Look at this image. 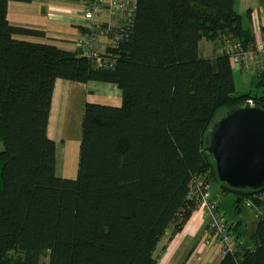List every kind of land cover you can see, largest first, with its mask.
<instances>
[{"label": "trees", "instance_id": "trees-1", "mask_svg": "<svg viewBox=\"0 0 264 264\" xmlns=\"http://www.w3.org/2000/svg\"><path fill=\"white\" fill-rule=\"evenodd\" d=\"M8 1L0 0V264H157L159 243L181 231L203 188L233 193L236 209L264 204V189L218 183L203 152L204 134L227 110L247 99L264 110V93L234 88L226 48L255 39L235 0H135L128 20L104 29L116 45L96 56L14 39ZM56 80L121 92L119 107L84 105L73 179L56 175L47 137ZM256 217L252 246L234 239L218 264H264V214Z\"/></svg>", "mask_w": 264, "mask_h": 264}, {"label": "crops", "instance_id": "crops-1", "mask_svg": "<svg viewBox=\"0 0 264 264\" xmlns=\"http://www.w3.org/2000/svg\"><path fill=\"white\" fill-rule=\"evenodd\" d=\"M104 1L98 5V12L91 22L85 20L83 8L92 5L93 0H9L5 15L8 24L16 29L13 33L14 39L76 52L79 48L84 49L82 41L88 37L87 35L92 34L96 55H100L104 54L108 45L104 29L115 25L120 20L117 17L116 8L110 5L109 0ZM131 1L135 5V0ZM257 4L261 6V2L255 1L254 5ZM252 14L255 24L248 29L252 31L255 39H262L264 8L262 11L255 12L249 10L250 19ZM250 22L252 23L251 20ZM86 103L119 107L121 92L114 84L109 83L79 84L66 80L55 81L47 125V137L55 143V149L57 141L58 146L63 148L72 143L68 129L71 117L79 118L78 135L81 137V118ZM79 141L80 138L78 145L75 144L71 148L76 151L77 156ZM210 195L217 201L218 210L223 211L228 231L238 245L251 247L249 235L256 226L257 217L243 205L236 209L235 195L230 192L222 194L218 184L215 186L214 194L210 193ZM227 200L229 207L233 209L232 217L229 219L226 217V211L222 210L223 202ZM207 229V215L198 208L192 212L181 231L169 242L164 239L165 242L159 243L160 249L163 245L165 249L159 254L157 264H218L223 256L222 246L214 239H206Z\"/></svg>", "mask_w": 264, "mask_h": 264}, {"label": "water", "instance_id": "water-1", "mask_svg": "<svg viewBox=\"0 0 264 264\" xmlns=\"http://www.w3.org/2000/svg\"><path fill=\"white\" fill-rule=\"evenodd\" d=\"M218 183L232 190L264 189V110L242 103L218 117L203 137Z\"/></svg>", "mask_w": 264, "mask_h": 264}, {"label": "built area", "instance_id": "built-area-1", "mask_svg": "<svg viewBox=\"0 0 264 264\" xmlns=\"http://www.w3.org/2000/svg\"><path fill=\"white\" fill-rule=\"evenodd\" d=\"M110 5L116 8L117 17L120 20H128L134 10V3L131 0H109ZM105 2L104 0H93L92 5L83 8V16L87 21H93L98 12V5ZM108 39V45L114 46L117 42V35ZM82 42V47L87 56H95L96 48L93 35L89 34ZM229 54L230 65L232 70L240 73H254L258 79L264 84V37L262 39H254L252 43H246L243 46L239 41H234L226 48ZM246 104H254L252 99L244 101ZM209 189V188H208ZM203 188L199 194V207L209 213L207 223V240H216L227 250H232L235 246L234 237L228 231L225 215L218 210L217 202L213 200L209 194V190ZM264 196V195H263ZM245 209L252 212L255 216L258 213L264 214V204L256 209L250 201H246L243 205Z\"/></svg>", "mask_w": 264, "mask_h": 264}, {"label": "rangeland", "instance_id": "rangeland-1", "mask_svg": "<svg viewBox=\"0 0 264 264\" xmlns=\"http://www.w3.org/2000/svg\"><path fill=\"white\" fill-rule=\"evenodd\" d=\"M255 1H257L259 3L261 2V6H259V4L254 5ZM258 6H259V8L256 9ZM248 8H251V9H248ZM263 8H264V0H235V3H234L235 11L242 17V23L241 24H242V27L244 29L251 28L255 24V21H253V14L251 15V19H250L249 15H248V11L249 10H252L254 12L257 10L262 11ZM250 20L252 21V23L250 22ZM204 45L205 46L203 47V49H204L205 55L208 56L212 52L213 49L211 47H209L210 45L208 43H206ZM232 75H233L232 79H233L234 88H235V91L237 93H250L251 95H255V96H260L261 94L264 93V85L263 86H257L256 85V76L254 73H248L247 74V73H240L238 71L233 70ZM69 124H70V126H69ZM69 124H68L69 135H70L69 139L72 141V143H70V145L71 146H74L75 144L78 145V139L80 138L78 135L79 131H80L79 130V125H80L79 118L77 116L71 117ZM75 139H77V141H75ZM56 144L58 146L59 142L57 141ZM57 149H59V148H57ZM1 150H2V145L0 143V151ZM55 153H56V149H55ZM70 154L72 157L69 156V153L66 150H62V149L58 150L59 160H60V157L65 158V156H66V163L72 162V165H71L72 172L67 177L64 175V178L66 177V178H72L73 179L76 177L78 156H77V153L74 149H70ZM60 169H65V172L67 171L65 166L60 167ZM59 177H61V176H59ZM216 185H217V183H214L213 185L210 186V193L211 194H214ZM227 202H228V200L226 202H223L222 210L226 211V217L229 219L232 217L233 209L231 207H229ZM242 212H244V210ZM204 213L207 215V223H208L209 213H207V212H204ZM222 250H223V247H222Z\"/></svg>", "mask_w": 264, "mask_h": 264}, {"label": "bare ground", "instance_id": "bare-ground-1", "mask_svg": "<svg viewBox=\"0 0 264 264\" xmlns=\"http://www.w3.org/2000/svg\"><path fill=\"white\" fill-rule=\"evenodd\" d=\"M73 146H71L70 144L66 145V148H63V147H60V146H57V149L56 148V157H55V163H56V175L57 176H61V177H64V175L67 177L69 176V174H71L72 170H71V165H72V162L70 163H66V156L65 158H62L60 157V160H59V157H58V150L62 149V150H66L68 153H69V156H71L70 154V149L72 148ZM65 166L66 168V172H65V169H60V167H63Z\"/></svg>", "mask_w": 264, "mask_h": 264}]
</instances>
